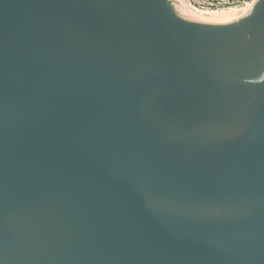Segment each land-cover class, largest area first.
<instances>
[{
  "label": "water",
  "instance_id": "1",
  "mask_svg": "<svg viewBox=\"0 0 264 264\" xmlns=\"http://www.w3.org/2000/svg\"><path fill=\"white\" fill-rule=\"evenodd\" d=\"M0 264H264V0H0Z\"/></svg>",
  "mask_w": 264,
  "mask_h": 264
},
{
  "label": "bare ground",
  "instance_id": "2",
  "mask_svg": "<svg viewBox=\"0 0 264 264\" xmlns=\"http://www.w3.org/2000/svg\"><path fill=\"white\" fill-rule=\"evenodd\" d=\"M183 5H185L189 10L194 11L196 13L207 15V16H223V15H237L239 13L245 12L253 3L246 2L245 5L241 8L237 6L222 8V9H213V8H199L192 4H185L183 0H180Z\"/></svg>",
  "mask_w": 264,
  "mask_h": 264
},
{
  "label": "built area",
  "instance_id": "3",
  "mask_svg": "<svg viewBox=\"0 0 264 264\" xmlns=\"http://www.w3.org/2000/svg\"><path fill=\"white\" fill-rule=\"evenodd\" d=\"M253 0H193L192 5L199 8H213L217 9L219 6L245 4Z\"/></svg>",
  "mask_w": 264,
  "mask_h": 264
},
{
  "label": "rangeland",
  "instance_id": "4",
  "mask_svg": "<svg viewBox=\"0 0 264 264\" xmlns=\"http://www.w3.org/2000/svg\"><path fill=\"white\" fill-rule=\"evenodd\" d=\"M192 1H193V0H183V2H184L185 4H192ZM244 5H245V4H240V5H238L237 7H238V8H241V7H243ZM228 7H234V5L219 6L217 9L228 8Z\"/></svg>",
  "mask_w": 264,
  "mask_h": 264
}]
</instances>
